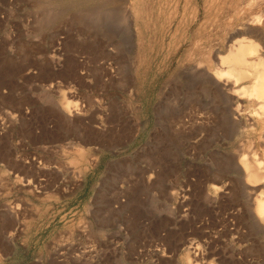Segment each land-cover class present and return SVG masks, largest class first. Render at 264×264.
<instances>
[{
    "label": "rangeland",
    "instance_id": "374dc122",
    "mask_svg": "<svg viewBox=\"0 0 264 264\" xmlns=\"http://www.w3.org/2000/svg\"><path fill=\"white\" fill-rule=\"evenodd\" d=\"M210 2L0 0V264L264 261L234 170L264 166V119L244 98L228 124L210 85L230 42L264 63V24L250 37Z\"/></svg>",
    "mask_w": 264,
    "mask_h": 264
},
{
    "label": "bare ground",
    "instance_id": "6f19581e",
    "mask_svg": "<svg viewBox=\"0 0 264 264\" xmlns=\"http://www.w3.org/2000/svg\"><path fill=\"white\" fill-rule=\"evenodd\" d=\"M159 1V0H158ZM168 1V0H167ZM171 1V0H170ZM200 1V0H199ZM207 1V0H206ZM216 1V0H215ZM224 2V0H222ZM147 2V1H146ZM179 2V1H178ZM136 3V2H135ZM222 3V2H221ZM226 3V2H225ZM243 0H227V5L222 4L219 5V3L213 4V2L209 3V9L211 11L213 10L212 7H215V18L220 17L223 21H226V25L228 26H236L240 25L241 28L245 27L246 30L250 31V37L255 35L256 32L259 30L261 25L264 24V0H253L249 4H244ZM248 3V2H247ZM170 4V3H169ZM167 4V5H169ZM164 5V4H163ZM205 5V4H204ZM162 6V5H161ZM132 7V6H131ZM164 7V6H163ZM204 7V6H203ZM147 8V7H146ZM151 8V7H150ZM186 8V7H185ZM145 9V8H144ZM139 10V9H138ZM123 11V10H122ZM148 11V10H146ZM200 11V10H199ZM135 12V11H134ZM150 12V11H149ZM159 12V11H158ZM196 13H198L197 10H195ZM45 14V12H44ZM48 14V13H47ZM125 14V13H124ZM135 14V13H133ZM138 14V13H137ZM145 14V13H144ZM200 14V13H199ZM136 15V14H135ZM134 15V16H135ZM197 15V14H196ZM202 15V14H201ZM201 15L199 18H201ZM213 15V14H212ZM257 15V16H256ZM140 16V15H139ZM214 16V15H213ZM261 17V18H258ZM137 17V15H136ZM256 17V18H255ZM45 18V17H44ZM196 18V17H195ZM209 18L206 17V19ZM212 18V17H211ZM214 18V17H213ZM197 19V18H196ZM195 19V20H196ZM204 19V22L205 20ZM261 19V20H260ZM134 20V18H133ZM209 21V19H207ZM206 20V21H207ZM201 21H203L201 19ZM207 21V22H208ZM221 22V20H219ZM146 22V21H145ZM214 22V21H213ZM212 22V23H213ZM218 23V21H216ZM215 22V23H216ZM219 22V23H220ZM132 23V22H131ZM135 23V22H134ZM192 23V22H191ZM203 23V22H199ZM198 23V24H199ZM210 23V22H209ZM213 23V24H215ZM216 23V25H217ZM200 24V26H201ZM206 24V22L204 23ZM211 24V23H210ZM220 25V24H219ZM222 25V28L223 24ZM228 26H225L228 27ZM201 28V27H200ZM205 27H202V29ZM217 28V27H216ZM230 28V27H229ZM196 29V28H195ZM201 29V30H202ZM224 29V28H223ZM228 29V28H227ZM231 29V28H230ZM228 29V30H230ZM206 30V29H205ZM216 30V29H215ZM227 30V31H228ZM235 30V29H234ZM238 30V29H237ZM222 31V30H221ZM231 31V30H230ZM230 31H228L230 33ZM194 32V31H193ZM197 32V31H196ZM220 32V31H219ZM235 32V31H234ZM239 32V31H238ZM237 33V31L235 32ZM241 33V32H240ZM164 34V33H163ZM209 34V33H207ZM244 35V32L241 33V35ZM193 35V34H192ZM214 35V34H213ZM237 35V34H236ZM240 35V36H241ZM246 35L247 32H246ZM212 36V35H211ZM219 36V35H218ZM230 36V35H228ZM257 36H259L257 34ZM191 37V36H190ZM214 37V36H213ZM233 35L231 34L232 38ZM249 37V36H247ZM249 37V38H250ZM193 38V37H192ZM201 38V37H200ZM221 38V37H220ZM227 38V37H225ZM239 38V37H237ZM257 38V37H255ZM259 38V37H258ZM264 38V37H263ZM262 38V39H263ZM233 39V38H232ZM260 39V38H259ZM230 40V39H228ZM234 40V39H233ZM261 40V39H260ZM264 40V39H263ZM196 41V40H194ZM200 41V40H199ZM202 41V40H201ZM215 41V40H214ZM224 41V40H223ZM232 41V40H231ZM188 42V41H187ZM191 42V41H190ZM207 42V40H206ZM210 42V41H209ZM194 43V42H193ZM229 43V42H228ZM214 44V43H213ZM217 44V43H216ZM225 44V43H224ZM227 44V42H226ZM210 45V44H209ZM208 45V46H209ZM212 45V44H211ZM205 47V46H204ZM207 47V46H206ZM225 47V46H224ZM228 55L226 57H217V59H211V61L215 60L218 64V68H216L215 72L213 73V81L210 85L211 88H214V92H217L221 97L220 99L223 100V103L226 104V109L222 112L224 117L226 118L227 123L235 124L237 125L241 118L245 115L242 114V108L240 104V100H243L244 98H247L248 101L257 104L259 107L258 116L263 121L264 119V63L261 61L260 55H258V49L254 48L251 45L246 44L242 40H235L233 42H230V44L227 46ZM179 49V48H178ZM190 49V48H189ZM196 49V48H195ZM205 49V48H204ZM203 49V50H204ZM217 49V47H216ZM221 49V48H220ZM207 50V49H206ZM210 50V49H209ZM208 50V51H209ZM215 50V49H214ZM213 50V51H214ZM218 50V49H217ZM189 51V50H188ZM200 51V50H199ZM194 52V51H193ZM210 52V51H209ZM208 52V53H209ZM217 52V51H216ZM220 53V51L218 50ZM201 53V52H200ZM206 53V52H205ZM203 53V54H205ZM223 53V52H222ZM225 53V52H224ZM198 54V53H197ZM202 54V53H201ZM214 54V52H212ZM193 55V54H192ZM195 55V54H194ZM193 55V56H194ZM199 55V54H198ZM210 55V53H209ZM191 56V55H190ZM192 56V61H193ZM264 56V54H262ZM199 57V56H198ZM191 58V57H189ZM200 58V57H199ZM208 58V57H207ZM213 58V57H210ZM203 59V58H202ZM195 60V59H194ZM198 60V58L196 59ZM201 61V60H200ZM210 61V62H211ZM228 63H227V62ZM195 62V61H194ZM229 64L226 68H222L221 65ZM188 65V64H187ZM220 65V66H219ZM261 66V68H258L257 71V77L253 82L252 89L250 92L244 91L245 89L241 88L239 85V81L237 79V74L239 71L247 70L249 71V67L252 66ZM192 66V64H191ZM216 66V65H215ZM189 67V66H188ZM204 67V66H203ZM201 67V69L203 68ZM213 67V66H212ZM190 68V67H189ZM215 68V67H214ZM192 69V68H191ZM200 69V68H199ZM206 69V67H205ZM194 70V69H193ZM192 70V72H193ZM233 71V73H231ZM191 72V71H190ZM213 72V71H212ZM195 74V73H194ZM218 74V75H217ZM222 74V75H221ZM247 74V73H246ZM197 75V73H196ZM208 75V74H207ZM221 75V76H219ZM181 76V75H180ZM223 76H226L224 79ZM250 76V75H249ZM200 78V77H199ZM203 79V78H202ZM208 80V79H207ZM209 81V80H208ZM207 81V82H208ZM189 82V81H188ZM210 83V82H209ZM208 85V84H207ZM202 88V87H201ZM168 89V88H167ZM191 91V90H190ZM212 93V92H211ZM216 93V94H217ZM196 95V94H195ZM163 96V95H162ZM196 97V96H195ZM170 100V99H169ZM246 100V101H247ZM243 102V101H241ZM197 103V102H196ZM251 104V103H250ZM253 104V105H254ZM65 105V104H64ZM243 106V105H242ZM252 106V105H251ZM203 107V106H202ZM189 108V107H188ZM193 108V107H192ZM71 106L70 102L66 103V105L62 108L63 114L66 115V117H70L72 115V112L70 111ZM181 109V108H180ZM195 110V109H194ZM207 110V109H206ZM244 110V109H243ZM209 111V110H208ZM221 111V110H220ZM245 111V110H244ZM256 109V113H257ZM71 112V115H70ZM221 113V112H220ZM191 114V113H190ZM198 114V113H197ZM250 115V114H249ZM199 116V115H198ZM257 116V117H258ZM172 117V116H171ZM223 117V116H222ZM223 117V118H224ZM245 117V116H244ZM253 117V116H252ZM248 118V117H247ZM179 120V118H178ZM246 120V119H245ZM259 120H257L258 123ZM261 121V122H262ZM182 122V120H181ZM180 122V123H181ZM259 122V123H261ZM255 123V122H254ZM253 123V124H254ZM218 124V123H217ZM249 124V123H248ZM264 125V121L262 122ZM241 125V124H240ZM233 126V125H232ZM250 126V125H249ZM262 127V125H261ZM193 128V127H192ZM262 129H264L262 127ZM209 130V129H208ZM250 130V129H249ZM255 130V129H254ZM263 131V130H262ZM222 132V131H221ZM254 132V131H253ZM256 133V132H255ZM262 134V133H261ZM256 135V134H255ZM216 136V135H215ZM254 137V136H253ZM262 138V136H260ZM264 137V136H263ZM229 138V137H228ZM258 138V137H257ZM210 140V139H209ZM225 140V139H224ZM262 140V139H261ZM201 141V140H200ZM264 141V140H263ZM250 142V141H249ZM197 144V143H196ZM199 144V143H198ZM79 150V149H78ZM82 149H80L81 151ZM168 150V149H167ZM163 153V152H162ZM246 155V154H245ZM248 156V154H247ZM247 156L245 158H247ZM253 156V154H252ZM242 157H240L241 159ZM238 159V160H240ZM254 159L253 161H251ZM247 160H242L241 162H237L239 167L237 168L235 166V169L239 174H241L240 179V188H241V195L246 199H244V203L242 202V207L244 206V209L246 211V220H244L245 224H247L250 228L253 229V232L256 233V235L260 236L259 241V255L261 257H264V166L261 165V162L259 163L257 159L254 157ZM236 163V162H235ZM225 164V163H224ZM264 164V163H262ZM237 165V166H238ZM232 166V165H231ZM241 169V170H240ZM225 170V169H224ZM208 171V170H207ZM236 172V173H237ZM216 174V173H215ZM227 176V175H226ZM237 179V180H238ZM217 182V181H216ZM221 182V181H220ZM224 182V181H223ZM226 185V184H225ZM262 186V187H261ZM226 187V186H225ZM116 189V188H115ZM208 194V193H207ZM222 194V193H221ZM241 196V197H242ZM243 199V198H242ZM205 200V199H204ZM246 201V202H245ZM211 203V202H210ZM241 203V202H240ZM245 218V217H243ZM241 220V219H240ZM247 226V227H248ZM248 229V228H247ZM252 233V232H251ZM192 246V245H191ZM196 249V248H195ZM190 251V250H189ZM243 251V250H242ZM188 254V253H187ZM239 254V253H238ZM198 256V255H196ZM195 257V256H194ZM196 258V257H195ZM193 259V258H192ZM194 260V259H193ZM197 260V259H195ZM196 262V261H195ZM199 263V262H198ZM264 264V261L261 262V264Z\"/></svg>",
    "mask_w": 264,
    "mask_h": 264
}]
</instances>
